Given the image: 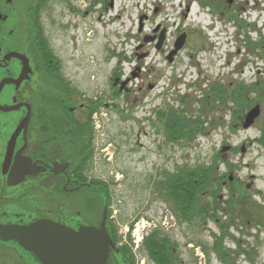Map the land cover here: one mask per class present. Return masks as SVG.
<instances>
[{"label": "rangeland", "instance_id": "374dc122", "mask_svg": "<svg viewBox=\"0 0 264 264\" xmlns=\"http://www.w3.org/2000/svg\"><path fill=\"white\" fill-rule=\"evenodd\" d=\"M139 11L136 2L116 0L112 34H103L102 26L98 24L95 25L98 33L90 37L74 27L76 18L63 5L49 8L48 35L54 45L51 46L72 67L73 73H78L82 88L91 90L88 78L95 70L91 60L99 62L96 68L98 87L107 83L106 72L111 64L115 68L119 66L125 73L131 69L133 62L130 64L127 56H131L142 39L136 34ZM198 12L194 6V22L187 20L184 24L205 23L207 18ZM116 13L121 15L120 20L115 18ZM122 25L126 32L131 28V33H122L119 30ZM146 27L150 25L147 23ZM235 39L232 33L229 36L222 34L218 27L208 34L191 35L172 65L162 54L157 56L152 50L144 60V75L155 86L154 90L146 89L144 95L130 97L127 106L126 101L118 97L115 103L119 111L106 112L107 118L98 116L96 122L100 128L94 130L92 160L97 162L100 180L110 190V210L118 227L119 241H128L134 264H153L142 245L153 229L175 244V264H264V145L261 142L264 60L259 57L258 50L248 52L243 45L239 47ZM111 47L113 58L106 67L105 55H109ZM214 84L222 86L220 102L213 100L216 93L211 94L208 108L196 111V99H202L204 90ZM253 84L256 89L250 88ZM242 86L246 107L233 111L235 105L230 94ZM184 94L187 100L184 106L180 103V107L190 106L191 111L175 113L182 112L187 119L195 117L198 124L193 127L188 140L171 141L163 122L157 120L155 110L176 107ZM239 94L237 90L236 97ZM221 103L223 108L219 106ZM255 105L260 106V115L251 127L243 129L244 115ZM242 146L245 147L243 154L240 152ZM102 147H106L112 156L109 163L98 160L97 152ZM222 147L230 149L221 152ZM199 166L215 168L214 172L224 177L226 185L217 190L222 202L212 204V212L205 218L200 216L184 222L176 219L168 201L155 194V182L164 173ZM231 194L235 199L228 198ZM87 198L83 193L67 196L66 215L78 206L83 211ZM205 199L211 201L209 195ZM221 232L224 235L222 246L229 260L225 263L211 250ZM4 264H9V260Z\"/></svg>", "mask_w": 264, "mask_h": 264}, {"label": "flooded vegetation", "instance_id": "af4514ba", "mask_svg": "<svg viewBox=\"0 0 264 264\" xmlns=\"http://www.w3.org/2000/svg\"><path fill=\"white\" fill-rule=\"evenodd\" d=\"M115 1L0 0V226L51 220L77 230L80 226L99 228L104 219L105 231L114 245L109 248L106 264H134L128 241H119L110 210V190L100 180L97 162L92 160L94 130L100 128L98 116L107 118L106 112L119 111L115 103L118 97L127 106L130 97L138 98L146 89L154 90L155 86L145 78L144 60L154 50L169 65L174 64L183 48L172 56L171 53L182 34L186 42L191 35L208 34L218 27L226 36L232 33L239 47L243 45L251 53L258 50L264 60V0H131L140 10L136 34L142 36L131 56H127L128 62H133L131 69L125 73L111 64L106 72L107 83L98 87L99 62L91 60L95 70L88 78L91 90H87L81 87L78 73H73L53 49L47 12L51 6L63 5L74 14V27L94 37L98 24L103 34H112ZM194 6L207 21L185 25L187 20L194 22ZM114 16L121 18L118 13ZM147 23L150 27H146ZM119 30L128 34L132 29L126 32L122 25ZM108 51L106 67L113 58L112 47ZM236 52L239 54L240 49ZM210 87L204 90L202 99H196V111L208 108L211 94L216 93L213 100L219 101L222 86ZM186 100L184 94L176 107L156 109L157 120L163 122L162 115L168 118L175 111H191L190 106L183 107ZM97 157L108 163L112 158L106 147L98 149ZM218 184L226 185L218 180L212 185ZM82 193L88 197L84 210L78 206L67 216L65 198ZM208 195L210 202L205 199ZM218 201L221 203L222 197L217 190L214 196L212 189L201 196V206L209 212ZM7 259L9 264H39L15 240L0 239V264Z\"/></svg>", "mask_w": 264, "mask_h": 264}, {"label": "trees", "instance_id": "16d2710c", "mask_svg": "<svg viewBox=\"0 0 264 264\" xmlns=\"http://www.w3.org/2000/svg\"><path fill=\"white\" fill-rule=\"evenodd\" d=\"M250 88L256 89V86L253 84ZM237 90L240 91L238 97H236ZM237 90H233L230 94V99L236 108L233 111H241L246 107L245 102L247 99L245 98L244 87H238ZM251 91L252 90H250V92ZM227 101L228 100L225 98L224 102L226 103ZM203 105L204 101L201 106ZM161 117L164 119L163 123L170 139L175 135L176 139L183 138L188 140V138H190V133L194 129L193 127L195 124H198V121L195 120L197 118L187 119L182 112H180V114L177 112L175 114H170L168 118H165L163 115ZM261 137L262 145H264V132H262ZM214 169L212 170L211 167L199 166L192 169L180 168L175 173H164L162 177L155 182L154 192L158 194L162 200L168 201L171 204L173 213L179 220L188 222L200 216L205 218L206 213H209V209H207V207L202 208L201 196L210 189H212V196H214L220 184L213 186V182L216 180H224V177H219V175L214 172ZM234 196L235 195L231 194L228 198L235 199ZM216 203L218 204L219 201ZM207 206L210 205L207 204ZM231 207L233 208V206ZM162 234L163 233L159 230L153 229L143 239V249L153 264H175L177 260V255L174 251L176 249L175 244L172 243L167 236ZM223 239L224 235L223 232H221V236L215 239L211 246V250L216 252L218 257L225 263V260L227 262H229V260L222 246Z\"/></svg>", "mask_w": 264, "mask_h": 264}, {"label": "water", "instance_id": "95a60500", "mask_svg": "<svg viewBox=\"0 0 264 264\" xmlns=\"http://www.w3.org/2000/svg\"><path fill=\"white\" fill-rule=\"evenodd\" d=\"M185 39V34L176 39L171 56L182 48ZM147 42L145 38L144 43ZM259 115L260 106L255 105L244 115L242 128L251 127ZM229 149L222 147L221 152ZM240 152L245 153L244 146ZM21 180L22 177L17 182ZM0 239L15 240L39 264H106L109 248H114L105 231L104 219L99 228L80 226L77 230L51 220H37L26 226H0Z\"/></svg>", "mask_w": 264, "mask_h": 264}]
</instances>
